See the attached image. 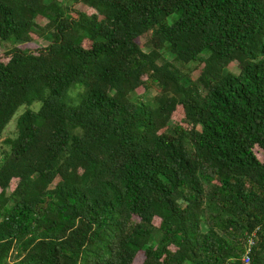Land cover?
Instances as JSON below:
<instances>
[{
	"label": "trees",
	"instance_id": "trees-1",
	"mask_svg": "<svg viewBox=\"0 0 264 264\" xmlns=\"http://www.w3.org/2000/svg\"><path fill=\"white\" fill-rule=\"evenodd\" d=\"M0 41V264H264V0H0Z\"/></svg>",
	"mask_w": 264,
	"mask_h": 264
},
{
	"label": "rangeland",
	"instance_id": "rangeland-1",
	"mask_svg": "<svg viewBox=\"0 0 264 264\" xmlns=\"http://www.w3.org/2000/svg\"><path fill=\"white\" fill-rule=\"evenodd\" d=\"M78 7H80V5L78 4L77 5ZM149 39V36L148 35H143V36H140L136 39V41L138 42L139 46H141L142 49H144L146 52L148 50H150V42L148 41ZM46 43L45 42H37V41H32V42H26V43H22L20 44L19 46L24 48V49H28V50H36L37 48L45 45ZM12 47V42H2L0 41V57L2 56H5L6 55V52ZM194 64H190V67H193ZM229 68L232 70V71H237V67L236 65L234 64H230ZM200 71L199 70H196L193 74H192V77L196 78L198 76V73ZM144 88L140 87L139 89H137V92L138 94H143L145 95L147 92H144ZM155 89L152 88L149 93H147L144 97L145 98H150L154 93H155ZM33 107V106H31ZM35 107V106H34ZM27 107L24 106V107H21L19 109V111L16 113V115L13 117V119L10 121L7 129L5 130L3 136L1 137V141L4 140L5 138L7 137H13L16 133V128H15V122H16V118L17 116L22 113L24 110H26ZM184 117V114H183V110L180 108V107H177L176 108V111L175 113L173 114V120L174 121H177V122H180L182 120V118ZM6 147L4 146V143H1L0 142V155L2 153V151L5 149ZM256 151V154L257 156L259 157V159H261V161H264V152L258 148L255 149ZM155 223L158 225V221L156 220ZM203 229L205 230V226H203ZM161 233L157 232V233H154V235L151 237V241L152 242H155L159 239ZM141 259L142 257L141 256H138L137 260H136V264H140L141 262Z\"/></svg>",
	"mask_w": 264,
	"mask_h": 264
},
{
	"label": "built area",
	"instance_id": "built-area-1",
	"mask_svg": "<svg viewBox=\"0 0 264 264\" xmlns=\"http://www.w3.org/2000/svg\"><path fill=\"white\" fill-rule=\"evenodd\" d=\"M255 237H256V231L253 232V234L248 238V243L246 247V252L243 255L242 259L244 262L248 263L250 261L249 252L251 250L252 245L255 243Z\"/></svg>",
	"mask_w": 264,
	"mask_h": 264
}]
</instances>
